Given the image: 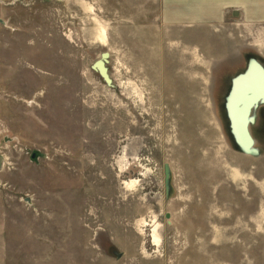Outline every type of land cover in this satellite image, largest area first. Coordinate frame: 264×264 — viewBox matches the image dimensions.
<instances>
[{"label":"rangeland","instance_id":"374dc122","mask_svg":"<svg viewBox=\"0 0 264 264\" xmlns=\"http://www.w3.org/2000/svg\"><path fill=\"white\" fill-rule=\"evenodd\" d=\"M0 19V264H264V100L248 153L226 111L264 24L169 26L159 0H0Z\"/></svg>","mask_w":264,"mask_h":264},{"label":"crops","instance_id":"0c3cea01","mask_svg":"<svg viewBox=\"0 0 264 264\" xmlns=\"http://www.w3.org/2000/svg\"><path fill=\"white\" fill-rule=\"evenodd\" d=\"M159 17L169 26L263 25L264 0H159Z\"/></svg>","mask_w":264,"mask_h":264},{"label":"water","instance_id":"95a60500","mask_svg":"<svg viewBox=\"0 0 264 264\" xmlns=\"http://www.w3.org/2000/svg\"><path fill=\"white\" fill-rule=\"evenodd\" d=\"M1 23V19H0ZM108 56L107 51H102L99 54V58L94 60L91 64V68L96 70L105 83H109L110 80L106 74L104 62ZM255 73L257 75V87L256 90L249 88L243 89L242 97L234 102L232 101L233 92L239 82L245 79L250 74ZM264 100V69L255 60H250L243 74L238 75L232 80L230 92L226 98V111L230 122V129L233 133L234 139L240 149L246 153L251 152L252 139L248 132L249 112L258 102ZM232 107L240 111L241 119L238 128L234 124ZM42 156V154L36 150H32L29 154V159L34 161L36 157ZM164 178L168 176V167L163 165Z\"/></svg>","mask_w":264,"mask_h":264},{"label":"bare ground","instance_id":"6f19581e","mask_svg":"<svg viewBox=\"0 0 264 264\" xmlns=\"http://www.w3.org/2000/svg\"><path fill=\"white\" fill-rule=\"evenodd\" d=\"M99 39L101 40V42L104 40L103 33H101V32L99 33Z\"/></svg>","mask_w":264,"mask_h":264}]
</instances>
